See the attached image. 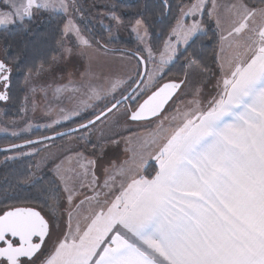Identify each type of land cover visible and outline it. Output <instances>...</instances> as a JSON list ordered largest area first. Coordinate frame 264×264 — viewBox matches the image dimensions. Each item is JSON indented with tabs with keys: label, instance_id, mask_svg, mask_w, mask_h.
Masks as SVG:
<instances>
[{
	"label": "snow or ice",
	"instance_id": "obj_1",
	"mask_svg": "<svg viewBox=\"0 0 264 264\" xmlns=\"http://www.w3.org/2000/svg\"><path fill=\"white\" fill-rule=\"evenodd\" d=\"M161 3L170 8L168 0ZM211 3L207 8L205 0H192L182 7L158 48L149 42L145 20L136 19L131 31L142 47L111 49L127 51L136 66L107 76L94 70L87 51L108 52L107 46L93 45L71 18L63 24L49 68L41 65L35 74L29 69L25 83L36 93L34 75L71 64L66 75L39 88L46 98L52 94L48 113L53 101L71 105L58 107V119L43 127L53 129L87 110L96 114L74 128L3 149L29 146L31 151L20 155L32 156L58 138L75 136L77 141L36 163L37 170L52 164L45 183L31 174L24 181L26 195L5 193L21 202H0V264H264V0L226 6L229 23L220 49L211 64L200 67L206 80L183 94L190 70L184 79L159 83L180 45L187 51L204 30L198 14L207 11L222 28L220 5ZM75 7L76 0H10V10L0 11V26L28 32L26 21L37 15L52 19ZM108 15L117 26L124 24L115 11ZM71 34L76 41L66 44ZM10 75L11 68L0 60L5 89L0 100L9 99ZM36 106L33 100V110ZM133 122L141 125L138 131L129 126ZM100 124L105 127L89 148ZM121 144L122 153L109 157L108 149ZM149 161H155L154 174H145Z\"/></svg>",
	"mask_w": 264,
	"mask_h": 264
},
{
	"label": "trees",
	"instance_id": "obj_2",
	"mask_svg": "<svg viewBox=\"0 0 264 264\" xmlns=\"http://www.w3.org/2000/svg\"><path fill=\"white\" fill-rule=\"evenodd\" d=\"M98 1L113 2L116 5L117 15H120L124 21V27H128L138 18L144 19L150 28V42L154 48H158L162 45L163 40L167 39L168 33L176 23L181 6L186 0H168L170 8L162 4L161 0ZM187 1L192 2V0ZM256 3L258 4L259 0H256ZM200 20L204 25L203 32L193 37L190 46L187 47V51L184 50L185 47H180L178 58L168 66L164 78L169 76L183 78L189 63H192L198 68L202 64L212 63L211 58L218 51L219 35L214 23L208 17L207 11H204L203 15L200 16ZM26 23H29L30 27L28 32H24L22 27L18 26L0 29V52L3 57L2 60L11 68V88L7 93L9 99L7 100L6 106L2 107L0 104V109L4 111V119L17 118L21 114L22 103L25 97V76L28 70L31 69L35 74L38 67L41 65L47 67L52 56L58 54L54 49L56 41L61 38L59 29H62L65 23V16L61 14L49 19L47 13H41L34 17L31 22L26 21ZM81 26L90 39L95 43L99 41L100 44L106 45L110 51L111 49H123L135 52L139 49L136 48V40L133 38L114 40L109 45L103 42L105 32L102 29L101 32H97L88 22H82ZM212 67L215 69L216 65L212 64ZM0 86L4 92L3 84L0 83ZM92 116L82 119L80 122ZM76 123L77 121H72L62 126V128L73 127L74 124H78ZM41 135L44 134L39 131H35L29 136L20 137L19 139L0 135V147L11 145L25 139L37 138ZM7 152L9 151L0 152V202L4 205L21 202L17 199L6 198L5 193L9 197H14L17 193L21 196L26 195L28 185L24 184V181L28 180L30 175L36 170L37 163L35 155L23 156L4 162L2 160ZM42 177L43 180L41 183H45L51 178V174H44Z\"/></svg>",
	"mask_w": 264,
	"mask_h": 264
},
{
	"label": "rangeland",
	"instance_id": "obj_3",
	"mask_svg": "<svg viewBox=\"0 0 264 264\" xmlns=\"http://www.w3.org/2000/svg\"><path fill=\"white\" fill-rule=\"evenodd\" d=\"M125 1H130V0H125ZM221 2L223 1L220 0L217 3L220 5L218 12L220 15V19L222 21V28H217V25L215 23V17L211 19L215 25L216 30H218L220 34L222 33V30L224 28L228 27V23H229V17H228L227 9H226L227 5L224 6L223 3ZM9 4H10V0H0V11H3V12L9 11L10 10ZM189 4L190 2L186 0L185 2H183L181 8L186 7ZM113 5L115 7H112ZM77 8L79 9V11L76 10ZM113 11L116 12V5L113 2H108V1L100 2L98 0H76V7L70 8L68 14L64 16H65V22L69 18H71L73 22L81 30V34L87 38H89V36L86 34L83 27L81 26L82 22H88L94 29L97 30V32H101V29H102V31L105 32L104 41H103L104 43H108L110 45L111 42L114 40H118V39L126 40L128 38H133L136 40V45H135L136 48L142 47V45L140 44V41L136 37V34L133 31H131V25H129L128 27H124L123 25L117 26L116 22L110 19L108 14ZM179 16H180V12H179L178 17ZM200 16L201 15L198 14L196 16V19L200 20ZM186 23L191 24L192 18L189 17ZM1 28H4V27L0 26V29ZM110 36L112 37L111 39H109ZM90 40L92 41L93 45H96V43L92 39ZM150 40H151V32L149 28V42ZM75 41H76V37L74 34H71L65 37L66 44H74ZM180 47L183 48L185 47V45L181 44ZM87 51H88L89 56L92 57L94 70L98 74H102L103 76H107L110 73L126 72L136 66V59L134 57H130L127 53L113 52L110 50L108 52H105L103 48L97 49L96 47L90 48ZM2 59L3 57L0 52V60ZM75 62L83 63V61L79 59H77ZM189 65H191L190 69H189ZM52 67L55 69L54 71H45L43 73H40L39 76H35V75L33 76V82L35 83L38 89L36 93H33L30 91V88L32 87L31 84H26V83L24 84L25 97L27 96L28 100L27 102H25V97H24L22 108L26 107L27 108L26 112L21 111L20 116L17 118L4 119L3 118L4 111L0 109V135H6V136L19 139L20 137L29 136L33 134V132L39 131L44 134L41 136H45L48 134H52L53 130L55 132L64 130L62 126L67 125L68 123H71L72 121H77L78 124L83 123L86 120L91 119L92 117L80 122L82 119L88 118L89 116H92V114L93 115L96 114V113H92L91 110H87L85 112H82L80 117L74 118L70 122L62 121L59 125H54L53 129H48L46 127H43V125L51 124L52 121L58 119V116L56 115V109L58 107H71V105H69L67 101H65L64 104L62 105L57 104L55 101H53L51 105L53 107V112L48 113L47 111L48 107L50 106L48 101L52 100V94L51 92H49L46 98L44 93L39 91L40 86L45 83H51L54 77L58 78L61 75H66L67 71L71 69V64L68 65L67 67H64L63 65H53ZM149 67L151 68L152 65L150 64ZM44 68L48 69L49 65ZM187 70H190V73H191L189 76V84L180 90L182 94L185 91L194 89L197 86L199 81H203L207 79L206 76L199 75L200 68L194 66L192 63L188 64ZM169 78H174V77L173 76L166 77L160 80L159 83H163ZM175 79H182V78H175ZM212 84H215V80H212ZM210 87L211 86L204 89L206 96L210 92ZM0 92H3L1 86H0ZM187 98L190 99L191 97H187ZM33 100H35L36 105H37L35 110H33ZM0 104L2 107H4L7 105V101L0 100ZM111 119H113V117L109 118V120ZM73 126H76V125L74 124ZM121 126H124L123 117H121ZM129 126L132 128L133 131H138L139 128L141 127V125L134 123V122L131 123ZM104 127H105L104 124H100L96 126V130L94 131L91 137V142L88 144L89 148H91L92 143L96 142V139H97V136L99 135L100 130ZM13 133H15V135H13ZM127 134L128 133H122V135H127ZM75 135L78 136L80 134L76 133ZM25 140H21V141H25ZM21 141H17V143ZM70 142L73 144L77 143L75 136H65L63 138L56 139L55 141L52 142L53 146L51 148L45 151H41L38 154H35L37 162L41 161L42 158L45 157L46 155L61 151L62 146L65 148L70 146ZM78 143L83 144L84 142L79 141ZM35 147H40V145H36ZM123 147L124 146L121 144L118 149L109 148L108 156L112 157L116 153H122ZM30 151H31V148L29 146L22 147L18 150L9 151L5 154L2 161L5 162V161L13 160V159H8V157L21 158L23 156L20 155V153H28ZM51 169H52V164H47V166L42 165L39 170H37L36 168L33 174H35L37 177H41L44 174L52 175L50 171ZM154 171H155V161H149V166L145 174H149V173L154 174Z\"/></svg>",
	"mask_w": 264,
	"mask_h": 264
},
{
	"label": "crops",
	"instance_id": "obj_4",
	"mask_svg": "<svg viewBox=\"0 0 264 264\" xmlns=\"http://www.w3.org/2000/svg\"><path fill=\"white\" fill-rule=\"evenodd\" d=\"M218 1H220V0H217V2ZM221 1H223V2H221V3H223V5L224 6H226V5H228L229 3H234L235 2V0H221ZM206 2H207V8H211L212 7V3H211V0H206ZM217 32H218V30H217ZM222 34V33H221ZM221 34L218 32V35H219V43H218V51H219V49H220V36H221ZM217 51V52H218ZM217 67V66H216ZM217 75H219V72H218V70H217Z\"/></svg>",
	"mask_w": 264,
	"mask_h": 264
},
{
	"label": "water",
	"instance_id": "obj_5",
	"mask_svg": "<svg viewBox=\"0 0 264 264\" xmlns=\"http://www.w3.org/2000/svg\"><path fill=\"white\" fill-rule=\"evenodd\" d=\"M125 52H127V51H125ZM135 58V57H134ZM142 70V69H141ZM182 79H184V77L182 78ZM92 119V118H91ZM75 126H73V127H71V128H74ZM67 129H69V128H67ZM67 129H64V130H61V131H66ZM61 131H58V132H61ZM50 135H52V134H48V135H45V136H50ZM40 137H42V136H40ZM65 137V136H64ZM39 137H37V138H33V139H29V140H36V139H38ZM26 141V140H25ZM23 142L24 141H22V142H18V143H14V144H16V145H19V144H23ZM11 145H13V144H11ZM8 146H10V145H7V146H4V147H0V152H6V151H3V149H5V148H8ZM26 147V146H25ZM10 151H12V150H10Z\"/></svg>",
	"mask_w": 264,
	"mask_h": 264
}]
</instances>
